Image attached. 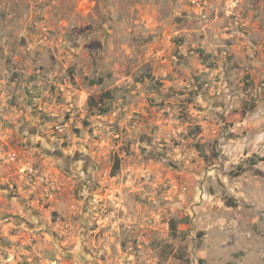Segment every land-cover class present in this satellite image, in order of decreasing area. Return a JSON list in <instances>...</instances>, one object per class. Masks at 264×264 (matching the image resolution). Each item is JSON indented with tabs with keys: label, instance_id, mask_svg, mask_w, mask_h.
<instances>
[{
	"label": "rangeland",
	"instance_id": "374dc122",
	"mask_svg": "<svg viewBox=\"0 0 264 264\" xmlns=\"http://www.w3.org/2000/svg\"><path fill=\"white\" fill-rule=\"evenodd\" d=\"M0 264H264V0H0Z\"/></svg>",
	"mask_w": 264,
	"mask_h": 264
},
{
	"label": "trees",
	"instance_id": "16d2710c",
	"mask_svg": "<svg viewBox=\"0 0 264 264\" xmlns=\"http://www.w3.org/2000/svg\"><path fill=\"white\" fill-rule=\"evenodd\" d=\"M89 83L90 85L100 84L101 80H91ZM115 167L117 168V165Z\"/></svg>",
	"mask_w": 264,
	"mask_h": 264
}]
</instances>
